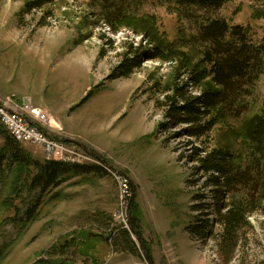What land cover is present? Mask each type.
I'll list each match as a JSON object with an SVG mask.
<instances>
[{"label":"rangeland","instance_id":"rangeland-1","mask_svg":"<svg viewBox=\"0 0 264 264\" xmlns=\"http://www.w3.org/2000/svg\"><path fill=\"white\" fill-rule=\"evenodd\" d=\"M28 1L0 0V96L31 99L44 108L57 138L79 147L91 156L86 157L87 164H101L109 173L74 178L44 193L33 221L27 220L26 212L35 206L41 189L30 188L32 179L24 183L14 207L3 214L7 222L0 232V264L65 258L73 264H149L136 235L138 255H133L110 232L117 226L119 185L114 173L118 172L130 179L143 237L153 250L155 264H260L264 203L249 215V225L240 231L232 253L220 251L214 239L192 232L205 212L215 218L210 184L208 197H199L207 176L194 160L195 148L231 142L224 123L196 138L188 134L190 124L174 125L166 119V109L160 106L166 86L189 79L182 59L145 57L129 77L112 78L126 55L134 54L131 46L154 47L148 35L132 25L118 29L108 25L100 0H53L26 11ZM129 10L136 16L155 15L159 30L178 45L196 33L195 23L182 16L175 3L146 0ZM218 15L231 25L247 27L252 42L264 44V0H231ZM181 48L188 51L191 45ZM188 91L199 95L201 90L190 84ZM243 100L242 107H247L232 114L234 125L261 111L264 74L254 95ZM20 144L34 159L45 162L40 146ZM4 145L0 124V148ZM9 182V175L0 178V201L9 193ZM56 192L61 197L49 201ZM204 202L212 207L204 209ZM82 237L88 240L81 247L84 255L72 242ZM60 247L64 252L58 251Z\"/></svg>","mask_w":264,"mask_h":264},{"label":"trees","instance_id":"trees-1","mask_svg":"<svg viewBox=\"0 0 264 264\" xmlns=\"http://www.w3.org/2000/svg\"><path fill=\"white\" fill-rule=\"evenodd\" d=\"M51 1L53 0L28 1L25 10L41 8ZM100 1L108 25L114 29L132 25L155 43L152 49L146 50L131 46L134 54L126 55L112 78L129 77L135 67L142 65L145 57L163 61L180 57L183 61L181 67L188 70L189 79L187 82L166 86L164 101L158 102L166 109V119L173 121L174 125L184 122L190 124L188 134L196 138L206 135L217 123L226 124L231 144L212 149L195 148L194 160L200 163V171L207 176L205 190L199 197H208L207 187L210 184L215 218L212 219L209 212H205L204 218L191 229L194 235L214 239L220 251L232 253L239 244L240 231L249 225V215L264 203V102L260 112L244 117L237 125L230 123L236 110L246 109L247 106L242 107L243 99L254 95L258 81L264 74V44L253 43L247 27L231 25L218 15L219 10L231 0H158L175 3L180 14L196 25V33L190 40L180 42V45L159 30L155 15L136 16L129 12L130 7L138 6L146 0ZM238 12L239 8L235 13ZM187 45H191L193 54L190 49L185 51L181 48ZM190 84L200 88L199 95L189 94ZM92 92L93 89L87 94L85 101ZM204 117L210 118L205 121ZM161 126L166 127V123H161ZM1 129L5 145L0 148V178L9 175L10 184L9 193L0 201V232L7 222V219H3L4 212L14 207L23 184L30 179V188L41 189L35 206L26 212L27 220L33 221L37 219L36 210L44 193H51L62 183L74 178L87 179L91 175L109 173L103 165L96 163L81 165L36 160L3 126ZM252 189L254 194H251ZM60 197L61 192H56L50 196L49 201ZM201 207L207 210L212 206L209 202H204ZM130 215L131 230H116L113 240L117 244H123L124 250L138 255V244L133 238V234L136 235L141 239L143 251H146L150 263L155 264L153 250L141 230L135 192L130 199ZM85 238L72 240L83 255L86 253L81 247L85 248L88 243ZM64 250L61 247L58 249L59 252ZM64 260L39 259L35 264H73ZM260 264H264V260Z\"/></svg>","mask_w":264,"mask_h":264},{"label":"built area","instance_id":"built-area-1","mask_svg":"<svg viewBox=\"0 0 264 264\" xmlns=\"http://www.w3.org/2000/svg\"><path fill=\"white\" fill-rule=\"evenodd\" d=\"M0 109L14 132L24 138L25 144L40 146L43 156L91 157L79 150V147L58 139L52 117L47 115L44 108L33 104L31 99L13 100L10 95L0 96ZM114 176L119 185V205L114 217L117 226L110 232L116 233L120 228L130 230V199L133 197V189L129 177L120 172L114 173Z\"/></svg>","mask_w":264,"mask_h":264},{"label":"bare ground","instance_id":"bare-ground-1","mask_svg":"<svg viewBox=\"0 0 264 264\" xmlns=\"http://www.w3.org/2000/svg\"><path fill=\"white\" fill-rule=\"evenodd\" d=\"M27 99V98H23ZM13 100H20L13 97ZM47 113V112H46ZM48 115V114H47ZM0 124L3 126L5 130L19 143H25L24 138L19 134L14 132V128L11 125L7 124V120L3 116V110L0 109ZM44 161H58V162H66V163H76V164H87L88 158L86 157H72L67 155H55V156H43Z\"/></svg>","mask_w":264,"mask_h":264},{"label":"water","instance_id":"water-1","mask_svg":"<svg viewBox=\"0 0 264 264\" xmlns=\"http://www.w3.org/2000/svg\"><path fill=\"white\" fill-rule=\"evenodd\" d=\"M140 241H141V239H140ZM143 255H144L145 259L148 261V263L151 264L149 259H148V255H147L146 251H143Z\"/></svg>","mask_w":264,"mask_h":264},{"label":"crops","instance_id":"crops-1","mask_svg":"<svg viewBox=\"0 0 264 264\" xmlns=\"http://www.w3.org/2000/svg\"><path fill=\"white\" fill-rule=\"evenodd\" d=\"M64 261L68 262L67 258H65V260H64Z\"/></svg>","mask_w":264,"mask_h":264}]
</instances>
